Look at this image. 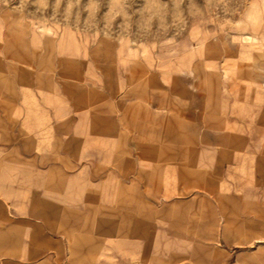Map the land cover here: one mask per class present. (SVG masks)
I'll list each match as a JSON object with an SVG mask.
<instances>
[{
  "label": "rangeland",
  "instance_id": "374dc122",
  "mask_svg": "<svg viewBox=\"0 0 264 264\" xmlns=\"http://www.w3.org/2000/svg\"><path fill=\"white\" fill-rule=\"evenodd\" d=\"M239 255L264 261V0H0V264Z\"/></svg>",
  "mask_w": 264,
  "mask_h": 264
},
{
  "label": "crops",
  "instance_id": "0c3cea01",
  "mask_svg": "<svg viewBox=\"0 0 264 264\" xmlns=\"http://www.w3.org/2000/svg\"><path fill=\"white\" fill-rule=\"evenodd\" d=\"M241 262L242 264H264L263 259H261L259 256L243 257L239 255L234 261V264H241Z\"/></svg>",
  "mask_w": 264,
  "mask_h": 264
}]
</instances>
